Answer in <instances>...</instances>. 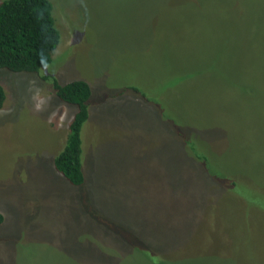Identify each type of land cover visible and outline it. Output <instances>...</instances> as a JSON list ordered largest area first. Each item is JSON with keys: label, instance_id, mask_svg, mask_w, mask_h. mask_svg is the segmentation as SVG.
I'll use <instances>...</instances> for the list:
<instances>
[{"label": "rangeland", "instance_id": "1", "mask_svg": "<svg viewBox=\"0 0 264 264\" xmlns=\"http://www.w3.org/2000/svg\"><path fill=\"white\" fill-rule=\"evenodd\" d=\"M49 1L86 187L52 164L73 107L0 69V264H264V0Z\"/></svg>", "mask_w": 264, "mask_h": 264}, {"label": "trees", "instance_id": "2", "mask_svg": "<svg viewBox=\"0 0 264 264\" xmlns=\"http://www.w3.org/2000/svg\"><path fill=\"white\" fill-rule=\"evenodd\" d=\"M59 39L60 34L55 26L49 0L0 1V69L12 73L40 76L43 67L51 62V54L59 44ZM40 78L49 83L50 92L56 99L74 109L67 125L64 144L53 158V169L63 177L67 184L85 191L81 129L89 117V107L93 103L91 87L86 81L79 79L60 83L51 75L40 76ZM129 89L135 92L137 97L143 98V93L138 92L137 88L130 87ZM125 91L128 89L121 93ZM4 100L5 92L0 85V108ZM175 131L177 132V129ZM184 138L188 139L186 144L191 146V150L189 147L187 149L182 141L183 147L188 150L187 153L193 156L194 161L199 162L198 166L207 170L206 155L199 152L194 141L192 147L191 139ZM230 179L232 183L234 179ZM2 222L3 217L0 215V224ZM156 256L159 260L157 264L171 263L164 256L158 254Z\"/></svg>", "mask_w": 264, "mask_h": 264}]
</instances>
